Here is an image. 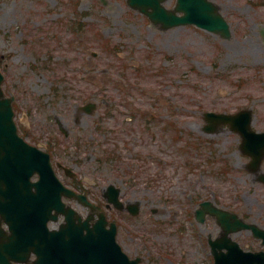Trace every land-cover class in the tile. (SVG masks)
<instances>
[{"label":"rangeland","instance_id":"374dc122","mask_svg":"<svg viewBox=\"0 0 264 264\" xmlns=\"http://www.w3.org/2000/svg\"><path fill=\"white\" fill-rule=\"evenodd\" d=\"M215 1L231 39L161 30L126 0H0V70L20 133L52 148L94 198L114 183L140 202L137 216L113 218L119 241L147 245L155 264H213L207 237L218 227L194 216L205 199L264 221V187L242 169L235 134L207 133L202 115L252 106L264 130V0ZM89 100L96 113L76 123Z\"/></svg>","mask_w":264,"mask_h":264},{"label":"water","instance_id":"95a60500","mask_svg":"<svg viewBox=\"0 0 264 264\" xmlns=\"http://www.w3.org/2000/svg\"><path fill=\"white\" fill-rule=\"evenodd\" d=\"M162 1L128 0L131 6L145 12L155 23L160 22L164 27L193 23L219 32L223 36H230L227 21L211 1L178 0L174 10H167L162 5ZM176 11H183L184 14L179 16ZM3 78L4 76L0 72V258L4 256L5 250L9 253V249L14 252L23 246L36 248L39 235L43 232L48 234V220L51 217L56 218L52 213L54 209L64 211L68 215L73 212L66 208L62 202V194L68 193L69 190L56 176L50 162V155L36 146L30 145L19 136L14 121L13 98L5 96L1 87ZM95 107L94 103H89L85 109L92 112ZM206 116L210 121L216 120L217 123H231L232 127L240 131L245 138L243 147L247 151L261 149L257 153L259 159L256 165L260 163V159L264 155V148H261L264 143L263 141H254V138L263 137L264 133H255L251 129L253 118L251 110H245L236 115L208 112ZM35 173L40 175V180L32 182L31 177ZM33 187L36 190H33ZM116 192L118 193V191ZM115 200L118 201L116 198ZM202 206V209L197 210L201 220H204V210L207 209L209 213L219 215L225 226V235L221 239L211 240L216 264H264V251L244 252L238 243L228 237V233L233 231L229 230L225 224L228 212L215 207L208 201L204 202ZM4 220L10 225L13 233L12 239L6 240L5 230L2 228ZM70 227L71 223L65 229H70ZM100 241L107 243L101 244ZM89 245L93 250L106 249L110 252L109 254L105 252L99 254L103 261L102 264H122L123 254L115 241V230L109 233L105 240L92 239ZM224 247L228 248L227 253L222 251ZM94 257L95 255L92 257V264H96ZM0 264L8 263L0 259Z\"/></svg>","mask_w":264,"mask_h":264},{"label":"flooded vegetation","instance_id":"af4514ba","mask_svg":"<svg viewBox=\"0 0 264 264\" xmlns=\"http://www.w3.org/2000/svg\"><path fill=\"white\" fill-rule=\"evenodd\" d=\"M62 129H60L59 128V130L57 131L59 134H61L62 133ZM68 135L66 134V136L65 137H67ZM57 172L59 173V174H62V171L66 174V172H67V170H66V168H64V166L63 165H61L59 162H57ZM77 179V174L75 173V172H73V171H69V176L67 175H65V177H64V180H65V182L67 183V185H69L71 188H73L75 191H77V192H82V193H84L85 195H87V197L89 198V199H91L92 200V195H91V193H90V191L87 189V188H85V189H83L81 186H80V183H78V182H76L75 180ZM101 196H103V194H101ZM97 201V205H98V207L100 208V207H102V206H104L101 202H100V200H96ZM105 206H106V208L107 209H109L110 211H112L113 209L112 208H110V207H108V205H107V203H105ZM125 212V211H124ZM87 214V211L85 212V215ZM124 247V249L132 256V257H141L142 258V260H143V262L145 263H147V264H153V262H152V259H151V257H149V258H146V256H145V253H146V250H143V249H139L137 246H135V249H134V251H132L133 249L131 248V247H129V248H127V246L126 245H124L123 246ZM149 253H151V251L149 250ZM152 262V263H151ZM145 263V264H146Z\"/></svg>","mask_w":264,"mask_h":264}]
</instances>
